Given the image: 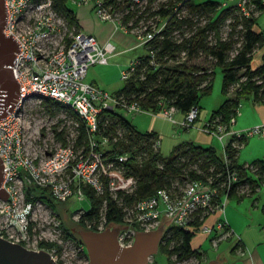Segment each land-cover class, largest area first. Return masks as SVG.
<instances>
[{"label": "built area", "instance_id": "obj_1", "mask_svg": "<svg viewBox=\"0 0 264 264\" xmlns=\"http://www.w3.org/2000/svg\"><path fill=\"white\" fill-rule=\"evenodd\" d=\"M5 1L8 18L3 30L10 32L20 45V49L15 52L12 69L20 83L21 93L9 113L0 117V156L4 170L1 184L8 192L6 197L0 196V235L27 247H42L38 243L39 238L33 236V220L29 216L34 210V200L26 198L25 182L48 186L53 197L58 200H66L72 195L76 198L84 197L85 183L90 184L97 193L108 192L120 207L121 220L105 222L103 207L106 198L103 197L95 229L104 228L106 224H117L116 239L121 244L131 243L135 230L154 228L163 219V229L174 223L195 231L202 224V229L206 232L215 231L210 237L215 245L221 235H230L232 229L226 218L222 217V212L228 197L227 188L237 177L233 170L221 182L225 185L222 192L218 191L211 178L192 177L184 182L175 179L171 185H158L150 193L131 196L136 176L127 171L128 164L125 161L134 158L137 163H141L137 159V152L104 154L99 148L100 141L110 143L106 135L98 132V115L102 108L120 107L126 111L157 112L173 123L187 127L194 122L199 106L193 103L182 109L181 116L176 117L175 113L179 108L174 104L161 101V105L154 109L141 106L135 99L127 100L116 96L114 91L110 92L85 78L88 65L109 60V56L116 49L112 40L106 39L100 43L94 34L73 25L75 29L64 31L67 21L53 8L52 0ZM74 1L77 4L91 1L97 16L112 20L116 26L127 29L113 6L105 0ZM243 1L241 0L242 3ZM131 30L143 43L153 35L151 30L145 33ZM59 34L63 36L62 42H53ZM257 49L260 53L261 48H256L255 51ZM135 59L136 56L130 58L127 67L121 69V77L124 79L130 75ZM31 95L47 96L71 108L84 125L88 137L87 145L81 143L75 147L70 142L76 132L74 128V134L70 139L66 137L68 141L65 143L57 141L54 144H45L38 151L30 150L27 134L31 128L21 104ZM239 105L240 100L228 122L207 119L202 129L215 134L224 145L231 135L264 134V118L246 127L230 129V124L236 120ZM74 124H77V120L73 119V126ZM158 142L159 137L156 135L153 140L154 147L159 146ZM223 159L225 160V156ZM123 193H130V197H123ZM201 212V220L195 224L193 219ZM212 212H216V216L209 223L203 222L207 214ZM59 223L58 220L57 225L60 228ZM221 228L224 229L223 232H216ZM53 241L55 243L49 248H43L54 258L52 250L59 246Z\"/></svg>", "mask_w": 264, "mask_h": 264}, {"label": "trees", "instance_id": "obj_2", "mask_svg": "<svg viewBox=\"0 0 264 264\" xmlns=\"http://www.w3.org/2000/svg\"><path fill=\"white\" fill-rule=\"evenodd\" d=\"M153 1L110 0L113 8L121 10L120 21L127 29H136L138 33L153 31V35L143 43L146 51L136 56L130 75L114 90L116 96L135 99L141 106L154 109L161 105V101L180 109H186L193 103L199 106L198 99L210 90L214 67L219 65L222 71L221 91L227 93L235 83L240 87L236 86L232 95L225 96L212 109L209 121L218 119L228 122L243 95L251 94L254 99L264 101V26H257V16L264 8V0H244L243 4L223 3L222 0ZM52 5L70 25L79 26L76 13L67 0H52ZM255 48H261V52L259 60L254 62ZM44 102L47 108L63 105L47 96ZM119 108L100 110L98 132L106 135L110 141L105 148H101L99 143L104 154L119 151H135L138 154L137 159L141 163L134 158L125 161L127 171L136 176V184L131 194L123 193V197L144 195L158 185H171L175 179L184 182L192 177L211 178L218 191L222 192L225 185L221 182L232 170L237 177L227 188L228 196L252 194L264 182L263 157H255L249 162H238L236 159L239 146L246 136L231 135L228 138L224 145L225 160L217 154L213 145L191 139L175 143L168 154H163L153 145L154 137L158 135L156 131L138 129ZM68 110L77 120V124H74L76 132L70 142L75 147L81 143L87 145L88 137L83 123L71 108ZM54 134L61 142L68 141L61 130L55 129ZM83 188L91 207L79 213L77 220L80 225L97 228L103 197L106 198L103 207L105 222L121 220L120 207L108 192L97 193L88 183ZM24 192L26 198L31 200H58L46 185L25 182ZM261 208L264 211V200ZM201 214L193 219L195 224L200 222ZM59 225L62 234L68 236L70 232L67 226L62 222ZM193 234L191 229L169 224L162 237L167 242L172 240L173 245L168 248L164 246L166 252L175 251L179 257L200 253L197 247L191 245ZM71 237L80 241L77 237ZM38 243L49 248L55 242L39 238Z\"/></svg>", "mask_w": 264, "mask_h": 264}, {"label": "rangeland", "instance_id": "obj_3", "mask_svg": "<svg viewBox=\"0 0 264 264\" xmlns=\"http://www.w3.org/2000/svg\"><path fill=\"white\" fill-rule=\"evenodd\" d=\"M105 1L112 4L110 0ZM235 1L236 0H223V3ZM153 2H155V0ZM236 2L243 4L241 0ZM67 3L75 10L79 7L74 0H67ZM114 9L117 15H121V10H117L116 7H114ZM257 20L260 25H264V8L259 11ZM63 29L69 32V30L75 28L66 22V27ZM62 38L63 36L59 34L54 38L53 42H62ZM253 58L254 62L259 60V49L255 51ZM128 60L121 55L116 59L110 58L108 62H98L93 66H88L87 69L88 71L97 73V80L100 82L97 84L100 87L113 92L124 82V78L121 77V69L127 67ZM85 78L88 79L86 75ZM221 78V67L216 65L214 67L211 88L208 92L200 95L198 99V115L194 120V124L188 127L189 130H187L186 127H181L173 123L157 112L147 110L126 111L123 108H119V111L125 114L138 129L157 130L159 137L158 148L163 154H168L175 143L183 139L194 138L197 132H201L197 126H201V123L208 115L209 111L218 105L225 96L220 89ZM236 86L240 87L239 84L235 83L230 90L234 92ZM44 99L45 96L40 97L38 95H31L26 97L21 104L24 108L29 128H31L27 134L30 150L36 149L38 151L45 144L49 145L60 141L54 134L55 129L61 130L62 134L69 139L74 134L73 116L68 108L65 105H53L51 108H47ZM180 114V111L175 113L176 117H179ZM253 115L252 95L247 94L241 96L239 110L235 115L236 123L247 121L252 118ZM236 123L233 122L230 126ZM252 124H254V122L250 125ZM237 128H242V126L234 129ZM208 134L212 136V141L207 140L206 142L202 141V143L205 144L210 142L215 145L216 151H221V141L215 134ZM225 139L226 136H224V140ZM108 144L107 141H100L101 148L108 147ZM256 151L258 157L264 158V134L255 133L246 136L239 146L240 160L246 159V162L251 161L255 158L253 153ZM239 191L243 190L239 189ZM263 200L264 182L252 194H242L240 196L233 194L228 196L224 204L222 217L227 220L231 219L234 225H232L233 227L230 225L232 233L230 235H221L217 245L213 244L210 240L214 230L209 234L202 229V224L195 229L192 240L195 244H199V247L205 251L207 256V259L200 264L205 263L208 259L213 257L218 258L219 261L217 264H246L243 258L244 256L248 257L249 253H253L256 256V263L263 261L262 264H264V211L261 208ZM49 201L51 203H49ZM49 201L45 202L39 198L34 199V210L29 216L33 220V236L36 239L42 237L57 242L59 248L53 249L52 252L55 254L54 258L59 264H88L89 258L86 252V246L82 241L81 235L76 230V225H80L77 220L79 213L91 207L90 199L87 196L76 198L72 195L66 200L49 198ZM216 214V212L207 214L203 222L209 223ZM58 220L67 226V230L70 232L68 236L62 234L60 230L61 226L59 228L57 225ZM163 231L164 229L162 228L158 241V248L150 254L149 264H196V262L199 261L198 259H201V257L203 258V252L192 253L182 257L177 256L175 251L167 253L164 246H167V248L172 246L173 241L169 240L167 242V240L162 237ZM223 231L224 229L221 228L216 232L221 233ZM70 235L75 238L77 237L80 241H75ZM238 237L244 239L245 254L238 249H231ZM250 264H255V262L253 261Z\"/></svg>", "mask_w": 264, "mask_h": 264}, {"label": "water", "instance_id": "obj_4", "mask_svg": "<svg viewBox=\"0 0 264 264\" xmlns=\"http://www.w3.org/2000/svg\"><path fill=\"white\" fill-rule=\"evenodd\" d=\"M8 18L5 0H0V117L9 113L21 93L20 83L13 69V60L20 45L15 37L3 30ZM4 177L0 156V196L7 190L1 184ZM164 220V219H163ZM154 228L137 229L131 243L121 244L116 239L117 224L101 229L76 225L86 246L89 264H149V256L158 248L162 221ZM0 264H59L51 253L43 248L27 247L18 241L0 235ZM203 264H217L215 257Z\"/></svg>", "mask_w": 264, "mask_h": 264}, {"label": "crops", "instance_id": "obj_5", "mask_svg": "<svg viewBox=\"0 0 264 264\" xmlns=\"http://www.w3.org/2000/svg\"><path fill=\"white\" fill-rule=\"evenodd\" d=\"M236 1H238V0H236ZM222 2H223V0H222ZM78 5H79L78 9L77 10L74 9V11L76 13V16H77V20H78V25H79L78 28H81V29H83L85 31H89L92 34H94L96 36L97 40L100 43L103 42V41H105L106 39H110V40H112L115 43V48L116 49L109 56V60H110V58L116 59V58L120 57L121 55H123L125 57V59L128 60V59L133 58V57H135V56H137L139 54H142V53H144L146 51V49H145V47L143 45V42H140L139 41L138 36L136 35L135 32H133L130 29H125L124 27H122L120 25L116 26V24L112 20L103 19V18H100L99 16H97V14L95 13V11L93 9L92 2L91 1L82 2V3L78 4ZM257 26L263 27L264 25L263 26L260 25L258 23V20H257ZM96 63H98V62L92 63V64H90L88 66L89 67L90 66H93ZM85 75L87 76V78L90 81H92V82H94L96 84L97 83L98 84L100 83L97 80V73L88 71V69H87ZM224 94H225V96L232 95L233 94V91L232 90H229L227 93H224ZM252 100H253V108H254V115L252 116V118H250L247 121L239 122V123H236V120H235L234 123H236V124H234L233 126L232 125L229 126L230 129H234V128L240 127V126L244 127V126L250 125L253 122L254 123L255 122H258L262 118H264V101L263 100L254 99L253 97H252ZM215 107H213V108H215ZM212 109L209 111V113H208L207 116L205 115L206 117L204 116L205 118H204L203 122L201 123V126L195 125V126H197V128L201 132H197L195 134V137L194 138H187V139H191V140H193L195 142H198V143H201V144H203L202 141H205V142L207 140L212 141V136L209 135L208 133H206L202 129V125L208 119V116H209L210 112L212 111ZM178 111L181 112L182 109L179 108ZM181 114H182V112H181ZM181 114H180V116H181ZM194 122L191 125H193ZM191 125H189V126H191ZM189 126L186 127L187 130H189V128H188ZM153 130H155V129H153ZM155 131L158 134V131L157 130H155ZM208 144L213 145L215 147V145L212 144V143H210V142H207L204 145H208ZM215 150H216V147H215ZM216 152H217V154L221 158H224V156H225L224 143H222L221 151H219V152L216 151ZM239 153L240 152H239V149H238L237 154H236L237 161L238 162H245L246 159L240 160ZM253 154H254L255 157H258L257 151L255 153H253ZM227 224H228L229 227H230V225L231 226L234 225L231 219L230 220H227ZM214 232L215 231H213L212 234L211 233H209V234H211V236H212L214 234ZM244 244H245L244 239L238 237L236 239L235 243L233 244V246L231 247V249H234V248L235 249H238V250H240V252H242V253L245 254L246 252H244ZM191 245L194 246V247H197L201 251L200 253L203 252V258H201L199 260V263L198 264H200L205 259H207V256L205 254V251L199 247V244L198 245L195 244L193 242L192 238H191ZM215 258L217 259V263H218V261H219L218 258L217 257H215ZM243 259L246 262V264H250L253 261L255 262V264H262L263 263V261H260V262L256 263L257 262L256 261V256L253 253L252 254L249 253V256L248 257L247 256H244Z\"/></svg>", "mask_w": 264, "mask_h": 264}]
</instances>
